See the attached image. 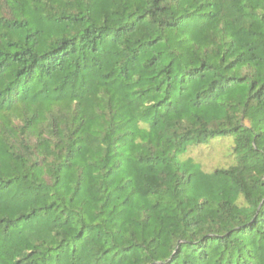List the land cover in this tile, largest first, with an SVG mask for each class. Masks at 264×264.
<instances>
[{
    "label": "trees",
    "instance_id": "1",
    "mask_svg": "<svg viewBox=\"0 0 264 264\" xmlns=\"http://www.w3.org/2000/svg\"><path fill=\"white\" fill-rule=\"evenodd\" d=\"M0 264H264V0H0Z\"/></svg>",
    "mask_w": 264,
    "mask_h": 264
},
{
    "label": "rangeland",
    "instance_id": "2",
    "mask_svg": "<svg viewBox=\"0 0 264 264\" xmlns=\"http://www.w3.org/2000/svg\"><path fill=\"white\" fill-rule=\"evenodd\" d=\"M226 143L216 144L212 143V148L210 149H202L203 147L198 146L195 148L190 149V153L193 157L197 159V161H200L205 165L207 168H214L221 165H228L230 164V160L226 158L225 156H221L219 152H222L220 150H224L226 148ZM208 148V147H206Z\"/></svg>",
    "mask_w": 264,
    "mask_h": 264
}]
</instances>
